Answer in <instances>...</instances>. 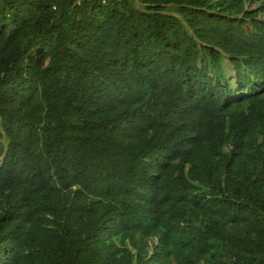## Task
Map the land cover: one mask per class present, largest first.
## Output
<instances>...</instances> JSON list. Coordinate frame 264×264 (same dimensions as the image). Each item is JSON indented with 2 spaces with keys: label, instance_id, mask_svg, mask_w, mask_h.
<instances>
[{
  "label": "trees",
  "instance_id": "obj_1",
  "mask_svg": "<svg viewBox=\"0 0 264 264\" xmlns=\"http://www.w3.org/2000/svg\"><path fill=\"white\" fill-rule=\"evenodd\" d=\"M0 264H264V0H0Z\"/></svg>",
  "mask_w": 264,
  "mask_h": 264
}]
</instances>
